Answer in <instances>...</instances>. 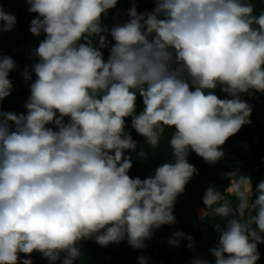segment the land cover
<instances>
[{
    "label": "clouds",
    "instance_id": "9594fccd",
    "mask_svg": "<svg viewBox=\"0 0 264 264\" xmlns=\"http://www.w3.org/2000/svg\"><path fill=\"white\" fill-rule=\"evenodd\" d=\"M117 2L27 0L37 14L29 30L45 39L34 50L38 62L21 73L26 82L37 77L27 114L0 112V264H33L20 254L34 252L50 264L63 253L62 264H74L86 239L107 247L126 238L134 250L146 248L155 230L177 222L175 202L197 171L190 152L215 165L226 141L251 123L241 94L264 93V11L254 14L250 0H156L153 11L140 13L133 3L126 22L103 25ZM16 23L0 5V32ZM105 34L115 42L107 59ZM16 67L0 56V101L11 94ZM217 86L231 98L209 91ZM137 92L145 105L138 115ZM127 117L153 148L165 127L174 129L171 162L143 180L128 174L125 152L137 142L125 131ZM138 156L148 159L142 145ZM231 191L235 208L215 186L202 198L201 219L208 210L220 218L209 251L215 264H257L264 180L254 189L250 176H240ZM187 234L177 231L168 242L191 249L197 230Z\"/></svg>",
    "mask_w": 264,
    "mask_h": 264
},
{
    "label": "trees",
    "instance_id": "16d2710c",
    "mask_svg": "<svg viewBox=\"0 0 264 264\" xmlns=\"http://www.w3.org/2000/svg\"><path fill=\"white\" fill-rule=\"evenodd\" d=\"M250 2L255 5L254 14L259 15L261 11H264V0H250ZM21 3L30 6L27 3V0H0V5L3 6V9L5 11H8V13L14 14L17 18V23L11 31L0 32V56L12 57L17 65L16 69L9 73V79L12 81L13 88L11 94L8 97L4 98L2 101H0V112L27 114L25 103L30 95V85L35 81L37 77L33 78L30 81L29 86L26 87L24 84H22L16 79L15 73L23 72L26 66L28 67L29 71H31V65L38 62L39 58L34 54V50L39 46L40 41L45 39V34L41 33V35L37 37L30 32V22L31 20L36 18L37 14L29 12V7L25 8V10H20L19 5ZM133 3H135L137 11L140 13H143L145 11H153L156 6V0H118L115 8L110 9L106 16H102L103 25L111 27L113 25L123 24L124 22H126L129 19L128 9L133 6ZM26 35H28L32 39H38V45L34 48L30 46L19 49L18 51H16V54H14L13 48L18 44L19 40ZM107 40L108 47L102 49V53L105 59H107L109 55V51L112 44L115 43L110 35H107ZM93 43L98 44V38L94 37ZM253 91L255 90L251 91L252 94ZM256 93L260 95L261 92ZM215 94L220 98L221 90L216 91ZM223 94L225 95H222L223 98H231L226 93L223 92ZM250 96L251 94H241V99H243L244 97L248 98ZM247 103L251 105L253 109L249 117L251 123L243 125L240 131L235 135L239 136L241 134V144H243V142L244 144L247 143V150L250 152V154H248L247 152L243 153L239 151L236 145L237 140L234 139L235 135L230 137L223 145V151L225 152V156L229 155L234 157L235 159L231 157L228 161L221 162V160L220 163H217L215 165H209L205 163V161L201 157H199L195 152H190L188 161L196 167L197 171L192 175V177L186 184V187L187 185L192 187V184L197 179H201L203 183H207L210 180L212 181L214 176L221 178L226 175L229 176L235 174V177L238 180L240 176L249 175V171H254V168L256 166H261L262 168H264V111L263 116H261L260 114H258L255 108V106H257V103H255L254 101H249ZM144 107L145 105L143 104V99L137 92L135 114H140L144 110ZM67 121L68 118L65 117V122ZM48 127H54V125H48ZM125 131L130 132L132 138L137 142V149L135 151L125 152V154L130 155L132 159L133 167L128 173L130 177H139L143 180L151 175H154L155 167H157L161 163L171 162L172 148L170 146V139L174 133V129L165 127V131L160 138V143L155 148L148 145L145 138L137 134L136 131L131 127V117L125 118ZM141 145L148 152L147 160L140 159L138 156ZM257 185L258 182L256 180H253V187L255 188ZM183 194L184 193L180 194L179 197H181ZM222 194L225 195L226 199L232 204V206H235L236 197L234 196V194H225L224 191H222ZM202 203L199 199H197V202L194 201V204L192 205V211H194V214L196 208H205ZM209 215L210 210H208V214L204 219L205 223ZM206 224L207 227L205 226V228L208 231V234H203L202 226L199 227V229L197 230V235L195 236V238L197 239L193 248H191V250L189 251H186L190 248H181V246H178V251L180 252V254L184 255L183 252H193L198 249L196 248L198 247V245H203L206 247L207 243H211L210 239H212L213 228H210L208 226V222ZM224 226L225 225L222 222L221 227ZM190 233L192 234L193 230ZM166 234H168V232ZM154 235L157 236V240H159L160 246L162 247L163 242L161 237L165 235L162 232V227L155 230ZM120 243H112L109 244L107 247H102L97 244L94 239L82 240L78 243V247L81 250V256L74 262V264H86L89 260V257L91 256H93L92 258L94 259V262L96 264H116L117 258H121L123 264H137L139 261L138 257L142 253H144L147 248L146 247L142 250L132 249L134 253L126 254L124 253L123 246H120ZM92 245H94L95 247L93 248ZM147 246L150 247V245ZM207 250L204 253H207ZM41 255L42 254L38 252H34L30 256L21 253L20 258L31 259L33 264H42V262L40 261ZM184 256H182L183 258L181 262H178V264H188L187 258H185ZM158 257L159 255L154 258V261ZM81 258L83 259V262L79 263V259Z\"/></svg>",
    "mask_w": 264,
    "mask_h": 264
},
{
    "label": "rangeland",
    "instance_id": "374dc122",
    "mask_svg": "<svg viewBox=\"0 0 264 264\" xmlns=\"http://www.w3.org/2000/svg\"><path fill=\"white\" fill-rule=\"evenodd\" d=\"M28 7H30V6H28L27 4H23V3H21L19 5L20 10H25V8H28ZM6 12H8V11H6ZM38 43H39L38 39H36V38L32 39L28 35H26L19 40L18 44L13 48V52H14V54H16V51H18L19 49H22L25 47H30V46L34 48L38 45ZM21 73L22 72L15 73V77L18 81H20L22 84H24L26 87H28L30 81L36 77L35 73L33 72L31 74V79L27 82L24 80ZM220 87L221 86H217V88L215 90H211V91L216 92V91L220 90ZM250 91H252V90H250ZM222 95L225 96L223 94V92L221 91L220 99H225V98H223ZM263 96H264V93H260V95H259L256 93V91H253V94L251 93L250 97H248V98L244 97L245 100H244V98H243V100L246 102L254 101L255 103H257V106H255V108H256L258 114L263 116V111H264V97ZM226 97H228V96H226ZM235 137H234V139L237 140L236 145H237L239 151L243 152V153L247 152L248 154H250V152L247 150V145H246L247 143L244 144V142H243V144H241V140H240L242 138L241 134L239 136L235 135ZM231 157L232 156L227 155L224 157V159L221 162L228 161ZM238 157H239V155H238ZM232 158L235 159L234 157H232ZM204 165H206V164H204ZM249 172L250 173L247 176L251 177L252 184H253V180H256L258 182V184L261 180H264V168H262L261 166H259V167L256 166L254 168V171H249ZM235 182H237V179L235 177V174H233V175H229V176L226 175V176L221 177V178L214 176L213 180L212 181L210 180L207 183H203L201 179H197L192 184V187L188 186V185H187V187H185V191L183 192L184 194L181 197H179V196L177 197V200H176L175 206H174L173 214L176 217L177 222L173 225H163L162 226V232L165 234L163 237H161L162 242H163L162 247L160 246L159 240H157L156 235H153V237L150 240L146 241L147 245H150V247L154 246L158 252L159 257L157 259H155V261H154L155 264H178V262H181V260L183 258L182 256H184V255H185L184 257L187 258L188 264H193L194 258L204 259V260L209 261V264H215V257L210 253L209 250L211 248L215 247L217 242H218L219 233L215 230L214 224L217 222H220V218L216 217L214 214H212L211 211H210V215H209L208 219L206 220V223L208 222V226L210 228H213V235H212V239H210L211 243H207L206 247L203 245H200V246L198 245V247H196V248H198L197 250H195L193 252H183L184 255H182L178 251V247L170 245L168 241L173 236V234L177 231H181V232L185 233L186 235H188L187 233H190L193 230V227L196 229V226H195L196 221L200 217L201 210H203V209L202 208H199V209L196 208L195 214H194V211H192V207H193L192 205L194 204V201L197 202V199H199L200 202L202 203V198L205 194V190L209 186H215L217 190H220L221 192L224 191L225 194H229V195L232 194L233 195V192L231 191V187H232V184H234ZM255 198H256V193L254 192L252 199L254 200ZM194 199H196V200H194ZM237 203H238V201L236 198L235 205ZM194 207H195V205H194ZM233 207L235 208V206H233ZM251 214L252 213H246V216L251 215ZM195 215H196V219H195ZM206 223L204 220V223L202 224V233L203 234L205 233L207 235L208 231L206 230L205 227H203L204 224H205L204 226L207 227ZM192 225H194V226L191 227ZM253 227H255V225H253ZM167 232H168V234H166ZM208 245H209V248H208ZM120 246L121 247L123 246L124 253H126V254L134 253L132 251L133 248H131L129 246L126 238L124 241H122L120 243ZM179 246H180V244H179ZM92 247L94 248L95 246L92 245ZM147 247H149V246H147ZM202 247H204L205 249ZM257 249H258V252L260 254V259L257 261V264H264V243H259L257 245ZM189 250H191V249H188L186 251H189ZM206 250H207V253H204ZM92 257L93 256L89 257V260L86 264H96ZM63 258H64V254L61 253L60 259L55 261V264H62ZM82 260H83L82 258L79 259V263L83 262ZM116 260H117L116 264H123V261L121 258H117ZM40 261L42 262V264H50L49 260L47 258L43 257V255L40 256Z\"/></svg>",
    "mask_w": 264,
    "mask_h": 264
},
{
    "label": "built area",
    "instance_id": "2783aa9c",
    "mask_svg": "<svg viewBox=\"0 0 264 264\" xmlns=\"http://www.w3.org/2000/svg\"><path fill=\"white\" fill-rule=\"evenodd\" d=\"M204 219H201V216L198 218V220L196 222V225H195L196 226V229L193 227V233L196 234L197 228H199V227L202 226V224L204 223ZM203 227H204V225H203ZM184 246H186V244H184L183 247ZM157 254L158 253H157L156 249L153 248V249H150V250L145 251L141 255L147 257V264H153L154 263V258H156ZM137 264H140V262L138 261Z\"/></svg>",
    "mask_w": 264,
    "mask_h": 264
},
{
    "label": "crops",
    "instance_id": "0c3cea01",
    "mask_svg": "<svg viewBox=\"0 0 264 264\" xmlns=\"http://www.w3.org/2000/svg\"><path fill=\"white\" fill-rule=\"evenodd\" d=\"M199 209V208H198ZM203 209V208H202Z\"/></svg>",
    "mask_w": 264,
    "mask_h": 264
}]
</instances>
